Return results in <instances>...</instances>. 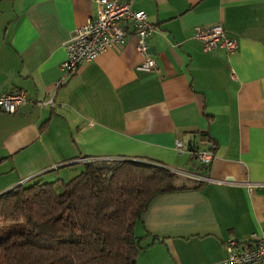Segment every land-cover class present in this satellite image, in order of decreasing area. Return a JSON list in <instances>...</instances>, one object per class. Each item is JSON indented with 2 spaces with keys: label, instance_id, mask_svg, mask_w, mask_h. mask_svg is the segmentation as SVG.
Here are the masks:
<instances>
[{
  "label": "crops",
  "instance_id": "0c3cea01",
  "mask_svg": "<svg viewBox=\"0 0 264 264\" xmlns=\"http://www.w3.org/2000/svg\"><path fill=\"white\" fill-rule=\"evenodd\" d=\"M153 30L155 67L125 43L82 63L56 89L64 41L94 0H0V92L27 99L0 111V192L68 179L85 159L132 158L208 175L153 195L134 223L136 264H229L224 240L264 233V0H131ZM220 24L233 50H203L195 25ZM52 98V104L38 100ZM45 122V123H44ZM44 123V124H43ZM180 143V149L176 143ZM193 149H209L208 164ZM252 182L253 185H248Z\"/></svg>",
  "mask_w": 264,
  "mask_h": 264
},
{
  "label": "trees",
  "instance_id": "16d2710c",
  "mask_svg": "<svg viewBox=\"0 0 264 264\" xmlns=\"http://www.w3.org/2000/svg\"><path fill=\"white\" fill-rule=\"evenodd\" d=\"M180 177L146 160L85 159L68 179L16 184L0 192V264H136L134 223L150 198L203 183Z\"/></svg>",
  "mask_w": 264,
  "mask_h": 264
},
{
  "label": "built area",
  "instance_id": "2783aa9c",
  "mask_svg": "<svg viewBox=\"0 0 264 264\" xmlns=\"http://www.w3.org/2000/svg\"><path fill=\"white\" fill-rule=\"evenodd\" d=\"M96 12L84 22L74 27L72 34L64 41V57L59 63L60 75L54 80L56 89L73 74L82 63L94 59L102 51L122 47L125 43L124 27L136 39V48L141 59L135 68L148 70L155 67V60L147 51L146 37L153 30V25L146 19L143 9L131 8V0H94ZM192 36L200 42L203 50L223 47L233 50L236 40L224 33L220 24L210 26L195 25ZM27 99L21 87L0 92V111L13 113ZM38 104H52V98L38 100ZM180 149V143H176ZM191 155L200 163L208 164L213 156L209 149H193ZM173 171L196 180H208L209 176L188 170L172 169ZM253 185L252 182H247ZM226 256L224 262L229 264H264V233H251L248 238L236 241L227 237L224 240ZM208 264H218L212 262Z\"/></svg>",
  "mask_w": 264,
  "mask_h": 264
},
{
  "label": "rangeland",
  "instance_id": "374dc122",
  "mask_svg": "<svg viewBox=\"0 0 264 264\" xmlns=\"http://www.w3.org/2000/svg\"><path fill=\"white\" fill-rule=\"evenodd\" d=\"M182 177H180V178H184L185 176L184 175H182V174H180ZM187 181H188V179L189 180H191L192 178H190V177H186L185 178ZM9 229V227H7L6 225H4V226H1L0 225V234H3L4 233V231H7Z\"/></svg>",
  "mask_w": 264,
  "mask_h": 264
}]
</instances>
